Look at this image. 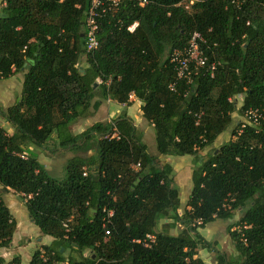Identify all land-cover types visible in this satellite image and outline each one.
I'll use <instances>...</instances> for the list:
<instances>
[{
  "label": "trees",
  "instance_id": "16d2710c",
  "mask_svg": "<svg viewBox=\"0 0 264 264\" xmlns=\"http://www.w3.org/2000/svg\"><path fill=\"white\" fill-rule=\"evenodd\" d=\"M141 1L125 0L101 17L100 45L90 52L89 0H3L0 79L23 72L24 80L20 97L0 104L14 128L8 133L0 125V186L21 193L32 221L54 238L28 264H204L199 247L212 243L199 229L217 219L230 220L238 254L216 249L218 264H264V0H193L190 9L182 5L190 0ZM194 30L205 36L202 46L216 67L213 75L203 67L188 80L169 57ZM131 93L154 126L158 153L196 156L182 213L171 165H156L126 114L78 134L70 129L102 99L128 104ZM239 95L240 111L258 108L260 123L241 132L238 123L233 137L203 155L233 122ZM114 127L119 137L109 136ZM54 133L61 146L76 150L96 140L92 155L68 159L62 180L29 149ZM162 218L183 228L158 231ZM16 228L0 193V247L12 243ZM149 233L156 240L146 246ZM21 263L20 255L0 256V264Z\"/></svg>",
  "mask_w": 264,
  "mask_h": 264
},
{
  "label": "rangeland",
  "instance_id": "374dc122",
  "mask_svg": "<svg viewBox=\"0 0 264 264\" xmlns=\"http://www.w3.org/2000/svg\"><path fill=\"white\" fill-rule=\"evenodd\" d=\"M3 4V0H0V10ZM81 64H84V62L82 61ZM19 90H21V84H16V81L12 78L0 79V104L4 108L13 104L16 101ZM9 91H12V93ZM241 104L242 96L239 95L236 111L233 112V122L220 134L216 141L217 145L213 144V146H210L207 152H211L215 146H220L221 143L233 137L231 132L232 129L244 119L243 113L240 111ZM6 121L3 114L0 113V125L4 127L8 133H12L14 128ZM144 125H147L146 127L148 130V134L143 137V141L147 145V151L150 154H157L155 129L147 122H145ZM11 127L12 130L10 129ZM84 127L86 129L89 126L86 125ZM31 146L32 148L30 150L37 154L38 159L45 165L50 175L57 180H62L66 176V164L68 159L75 154L86 156L88 150L94 151L96 140L92 139L90 141V148L88 150H76L61 146L59 139L55 134H52L43 145L32 144ZM8 191L11 190L4 189L3 187L0 188V193L2 194ZM3 198L17 220V228L13 235L12 243L9 246L0 247V254H4L6 256L5 259L8 261L20 255L22 257L21 264H28L33 251L43 245L39 239L42 237V241L46 242V240H49L50 236L43 235L39 227L31 220L27 207L25 206V198L22 194H17V192L14 191L10 196L3 194ZM181 198L182 200L186 198L185 188L182 189ZM239 217L240 214L237 213L232 222L237 221ZM229 222L230 220L227 219H217L214 222L208 223L200 230V233L212 243V248L202 247V245L199 247L200 256L205 260V264H218L216 249L223 252L228 257L238 255L234 242L227 231ZM67 253L68 255L73 254L76 257H80L78 253L71 250H68Z\"/></svg>",
  "mask_w": 264,
  "mask_h": 264
},
{
  "label": "crops",
  "instance_id": "0c3cea01",
  "mask_svg": "<svg viewBox=\"0 0 264 264\" xmlns=\"http://www.w3.org/2000/svg\"><path fill=\"white\" fill-rule=\"evenodd\" d=\"M9 78H12L13 80H15L16 84H18V85L21 84V90L18 91V95L16 96L17 97L16 100H17L20 97L21 92H22L24 74H23V72H17L15 74H13L12 76H10ZM9 92L12 93V91H9ZM96 99H98V97ZM142 104H143V102L139 98H137L134 93L130 94L128 104L120 103V102H118V101H116L110 97L106 98V99H102L99 107L97 108V110H95V112L93 114H90L88 116L80 117V118L76 119L70 125V129L74 134H78V133H81L85 130L84 126H86V125L90 126L95 122H107V121L109 122V121L117 118L121 114H126L132 120L133 124L136 126V131H137L138 137L141 139L142 142H144L143 137L146 136V134H148L147 133L148 130L146 127L147 125L146 126L144 125L145 122H147L153 128H154V126L152 123H150L149 121H147L144 118L143 112H142ZM10 129L12 130V127ZM219 136H218V138H219ZM217 139H216V141H217ZM216 141L213 143L214 145H217ZM213 144L211 146H213ZM209 147L210 146H208L206 149H204V151L202 152L203 155H206ZM215 147H218V146H215ZM31 148H32V146L29 147V149H31ZM69 148H71V147H69ZM71 149H73V148H71ZM87 153H88L87 155L89 156V155H92L94 153V151L88 150ZM152 155H154L156 158V165L157 166L160 167V166H164V165H171L172 175L175 178V183L179 188V198H180V204L181 205H180V208L178 211H179V213H182V211L185 207V204H186V202L190 196L191 189H192V172H193L194 165L196 164V161H197L196 156L190 155V154L178 156V155H173V154H160V153L152 154ZM201 159H202V157H200L199 161H201ZM1 187L2 186H0V188ZM183 188H185V194H186V198L184 200H182V198H181V193H182ZM8 190H11V191L5 192L3 194L9 195V196L12 195L14 190L10 189V188H8ZM17 194H21V193L17 192ZM172 222H173V219H169V218L160 219L158 226H157V230L158 231H167L170 234H178L179 231L183 228V225L180 223H176L172 226H169L168 223H172ZM201 229L202 228H200L199 231ZM53 239L54 238L52 236H50L49 240H46V242L42 241V237L39 240H41V244H50L53 241ZM0 256L6 258V256L4 254H0ZM199 256H200V252H199ZM201 258L203 259V257H201ZM203 261L205 264L204 259H203Z\"/></svg>",
  "mask_w": 264,
  "mask_h": 264
},
{
  "label": "built area",
  "instance_id": "2783aa9c",
  "mask_svg": "<svg viewBox=\"0 0 264 264\" xmlns=\"http://www.w3.org/2000/svg\"><path fill=\"white\" fill-rule=\"evenodd\" d=\"M125 0H89V8L86 14L85 19V44L87 51L96 50L99 45L98 32H99V19L109 10H116L119 5ZM139 4L143 5L144 1L138 0ZM193 3V0L189 2H183L187 9H190V5ZM139 25L138 21L133 22L128 26L130 31H134ZM206 43L205 36L199 31L194 30L190 37L189 43L183 49H173L169 60L173 63L177 70V75L179 78H187L191 80L194 74H197L201 68L206 67V69L210 70L213 75V71L216 67L215 61L209 62L208 55L205 53V49L203 48V44ZM244 119L241 122V126L239 131L241 132L246 125H258L260 123V119L262 114L258 108H249L243 113ZM110 137H119L118 130L114 127L113 132L109 134ZM23 158L28 157L27 152L21 153ZM139 163L137 164V167ZM113 215V211H108L107 214V223L111 222V217ZM199 222L201 220H198ZM106 234H110V230H106ZM156 240V236L153 233L147 234L144 244L149 246L152 242ZM140 242V239L136 240Z\"/></svg>",
  "mask_w": 264,
  "mask_h": 264
}]
</instances>
